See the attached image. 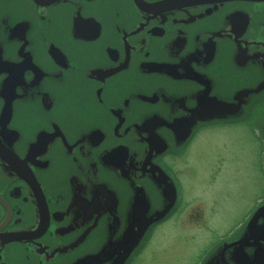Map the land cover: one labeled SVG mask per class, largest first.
I'll return each mask as SVG.
<instances>
[{
  "label": "flooded vegetation",
  "instance_id": "1",
  "mask_svg": "<svg viewBox=\"0 0 264 264\" xmlns=\"http://www.w3.org/2000/svg\"><path fill=\"white\" fill-rule=\"evenodd\" d=\"M239 124L264 173V0H0V264L133 263Z\"/></svg>",
  "mask_w": 264,
  "mask_h": 264
},
{
  "label": "rangeland",
  "instance_id": "2",
  "mask_svg": "<svg viewBox=\"0 0 264 264\" xmlns=\"http://www.w3.org/2000/svg\"><path fill=\"white\" fill-rule=\"evenodd\" d=\"M219 152L222 168L211 181L206 171ZM261 157L260 138L249 125L200 135L188 151L191 173L178 171L180 209L150 232L131 264H201L221 240L237 235L264 197Z\"/></svg>",
  "mask_w": 264,
  "mask_h": 264
},
{
  "label": "water",
  "instance_id": "3",
  "mask_svg": "<svg viewBox=\"0 0 264 264\" xmlns=\"http://www.w3.org/2000/svg\"><path fill=\"white\" fill-rule=\"evenodd\" d=\"M162 216H157L155 220ZM262 216L264 217V202L248 219L240 236L236 239L223 240L203 264H264V223L257 224V219ZM151 223L152 220L146 222L145 230ZM247 249H251V252ZM227 253L231 262L226 258Z\"/></svg>",
  "mask_w": 264,
  "mask_h": 264
},
{
  "label": "bare ground",
  "instance_id": "4",
  "mask_svg": "<svg viewBox=\"0 0 264 264\" xmlns=\"http://www.w3.org/2000/svg\"><path fill=\"white\" fill-rule=\"evenodd\" d=\"M245 223V222H244ZM244 225V224H243ZM156 229V228H155Z\"/></svg>",
  "mask_w": 264,
  "mask_h": 264
}]
</instances>
